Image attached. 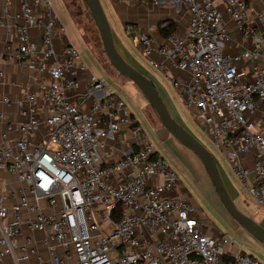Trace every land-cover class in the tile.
<instances>
[{
  "label": "built area",
  "instance_id": "2783aa9c",
  "mask_svg": "<svg viewBox=\"0 0 264 264\" xmlns=\"http://www.w3.org/2000/svg\"><path fill=\"white\" fill-rule=\"evenodd\" d=\"M163 2L186 11L182 32L176 28L162 42L140 26L126 24L123 33L139 48L145 66L184 97L210 140L211 154L224 157L238 185L264 207V11L254 13L248 23L247 0ZM219 2L248 42L238 55L220 48L227 31ZM17 4L15 11L0 14V27L13 22L17 44L15 50L5 47L3 56L22 66L36 55L54 64L37 66L50 81L16 100V138L9 139L11 125L0 130V171L20 183L11 205L0 192V264L5 257L21 264L34 254L31 238L18 241L22 226L43 236L49 264H264L234 252L240 245L231 236L206 234L195 208L170 196L178 173L152 143L141 141V127L112 84L90 76L85 88L88 109L72 102L84 69L78 50L71 45L56 50L54 38L63 27L49 0ZM41 5L43 14L38 13ZM32 29L38 30V40ZM238 63H248L250 69L239 68L238 73ZM2 78L0 71V84ZM41 125L45 131L35 139ZM122 126L131 129L133 147L115 161L97 163L103 140L113 138Z\"/></svg>",
  "mask_w": 264,
  "mask_h": 264
},
{
  "label": "crops",
  "instance_id": "0c3cea01",
  "mask_svg": "<svg viewBox=\"0 0 264 264\" xmlns=\"http://www.w3.org/2000/svg\"><path fill=\"white\" fill-rule=\"evenodd\" d=\"M49 2L51 3L53 14L57 17L58 21L63 27L62 31L59 30L58 32H56L54 38V45L56 50H60L64 45H71L75 47L79 52V46L82 43L86 48H88L83 40L81 33L78 30V26L76 25L75 20L69 15L68 2L66 3L63 0H49ZM140 2L134 4L108 2L107 8L111 13L112 19V22H108L112 30L113 42L120 56L131 66H134L135 68L138 67L139 69H141L142 71L139 72H142V74L153 83L155 89L158 90L157 92L159 93V95L161 94L163 98L165 97L168 102L165 92L162 90L161 85H159L160 81L155 76V72L157 71L147 68L144 62H141L143 59L140 55L139 48L133 45L131 41L124 35L126 39L130 41L132 49L127 47L124 40L120 37L117 29L120 28V30H123V27L126 24L140 26L145 31L155 36L157 42H162V38L158 33V29L156 30L155 26L160 20L164 18L160 16L161 11H164L168 14L167 18H176L180 15L179 13L181 12H175V9L172 7L179 8L180 5H167L163 2V0H160V3H153L152 0H141ZM247 3L249 6V23V20L254 15V13L264 11V0H247ZM17 5V0H0V14L3 13L5 10H7L8 12L15 11L18 7ZM218 8L223 17L224 28L227 31V38L220 43V48L227 55H238L242 48L248 45V42L244 38H242L241 35H239V29L236 28L235 25L228 19L224 11V6L221 2L218 3ZM43 11L44 6L41 5L39 7L38 13L43 14ZM183 13L185 18L184 22L186 24L187 13L185 10L183 11ZM135 18H137L138 22ZM7 25L8 28L0 27V71L3 73L2 82L0 84V114L3 115V120L0 121V130H5L8 125H11L14 128V131L9 135V139L13 140L17 136L16 126L19 124L18 108L15 104L16 100L18 99V97L21 96L24 91H37L38 87L41 84H46L50 81L46 73L39 72L37 70V66L43 64L45 67H48L54 64V60L48 59L43 62L40 58V55H36L31 58L30 63L28 62L27 65L22 66L10 57L5 58L3 56L5 47H10L12 50H15L17 47L13 22L9 21ZM184 27L177 28L182 32ZM256 31L259 33V30ZM30 33L35 40H38L37 29H32ZM135 52L139 58H136L134 54ZM79 62L81 63V65H83L84 69L78 74L80 85L76 91V94L72 98V102L76 106H78L80 110H86L88 109L90 103V99L85 96V88L88 78L90 76H95L96 78H102L106 81L108 80L106 79L103 70L99 66V68L96 67L97 69L88 68L85 65L81 56L79 58ZM239 68L244 71H248L250 69V64L238 63V73ZM158 74L163 77L160 73ZM115 91L121 94L119 88L115 89ZM174 91L185 103L184 97L179 95L176 90ZM123 94L125 95V93ZM132 94H134L135 96L131 98H128L127 96V98H125V100L127 99V102L125 101V103L129 110V113L131 114V117H133L137 125H139L142 129L141 141L152 143L155 146V149L156 145L161 144L162 142H170L177 149H181L178 148L180 147V144H177L176 140L161 126V124H152L146 119L142 110L145 108L144 105H146V102L143 98H137L138 96H136L133 91ZM3 98H7L9 100V103H3ZM44 131L45 126L41 125L38 133L34 135V138L38 139L40 135L44 133ZM134 139L135 137L132 134L131 129L128 126H122L113 138H107L103 140L101 146L97 151V163L107 164L117 160L122 156L123 152L126 149H128L129 147H133ZM191 161L193 166L195 167L194 170L199 173L201 178L205 179V181H208L207 185L209 191H211L210 193L214 196L215 192L213 191V187L211 186L209 179H207V175L204 168L201 166V164H199V162H197V160H195V158L191 159ZM173 169L178 173L179 179L175 188L170 193V196L180 198L190 204L194 203L193 196L189 193L184 183L183 171L181 169ZM19 188L20 183L16 180L13 175H11L6 170L0 171V192L5 197V202L7 205H11L14 202V192L17 191ZM234 195L236 196L233 200L236 201L237 194L234 193ZM41 207L44 211H47L45 201L41 202ZM196 211L197 216L200 217L198 214V208L196 209ZM22 215L27 216L28 214L22 211ZM201 221L204 224V221ZM203 227L204 232L208 235L219 236L220 234H224L216 230L212 225H205ZM42 237L43 236L40 233L30 231L26 226H22L18 241L19 243H22L27 238H31L34 241V254L29 257L28 261L21 262V264H41L39 263V260H41L42 264H49L48 253L41 243ZM55 250L59 256H62V251L60 248H55ZM226 262V260L223 261V264H226ZM2 264H11V258L5 257L3 259Z\"/></svg>",
  "mask_w": 264,
  "mask_h": 264
},
{
  "label": "rangeland",
  "instance_id": "374dc122",
  "mask_svg": "<svg viewBox=\"0 0 264 264\" xmlns=\"http://www.w3.org/2000/svg\"><path fill=\"white\" fill-rule=\"evenodd\" d=\"M63 1L66 3L68 2L69 4V0ZM99 1L102 5V8L106 14L108 21L112 22L111 13L107 8V0ZM158 3H160V0L158 1ZM76 5L79 8V15H77L74 20L76 22V25L78 26V30L81 33L86 46L90 49L89 50L88 48H86L83 43L79 46V53L85 65L88 68L93 69H97L100 67L103 70V73L108 82L112 84L113 89L115 90L119 88L121 94L125 93V95L123 94L125 98H127V96L128 98L135 96L134 94H132V91L136 94V96H138L137 98H143L146 102V105H144L145 108L142 110L146 119L152 124L160 125L157 116L155 115L152 108L149 106L146 99L142 96L139 89L127 78L119 76L109 64L102 50L101 41L98 32L94 26L92 17L84 2L82 0H76ZM172 8L175 9V12H181L179 13L180 15H177L178 17L176 18L174 17L175 19H170L167 18L168 14L166 12L161 11L160 16H162V18L164 17L165 19L163 18L155 25L156 30L158 29V26L164 21L173 22L176 27L179 28L184 27V8L182 6H180L179 8ZM135 19L137 20V18ZM117 31L120 37L124 40L126 46L132 49V45L130 41L124 36L123 30H120L119 28L117 29ZM134 54L136 58H139L136 52ZM141 62L144 61L142 60ZM132 67L134 69H137L138 71H142L138 67ZM155 76L157 77V79H159L160 83H158L159 85H161V88L165 92L166 98L168 99L169 104L165 97L163 98V96L160 94V97L163 100L171 117L185 130H187L192 136H194L207 149H211L210 140L204 133L203 126L199 122H197L196 119L191 115V112L187 109L186 104L175 93L174 88H172L171 84L168 81H165V79L161 77L157 72H155ZM176 142L177 144H180L177 140ZM179 146L180 147L178 148L181 149H177L170 142H162L161 144L156 145V150L169 162L172 168H175L176 170L181 169L183 171L184 183L186 185L187 190L193 196L194 199V203H191V205L195 208V210L198 208V214L200 216L199 218L204 221L203 226L212 225L216 230L231 236L232 239H234L240 245L238 249L233 248L234 252H242L247 255H252L264 263V244L259 243L258 241L253 239V237H251L230 217V215L226 212V210L220 203L214 189L213 191L215 192V195L213 196L210 193L211 191H209L207 185L208 181H205V179L201 178L199 173L194 170L195 167L193 166L191 159L195 158V160H197V162L201 164L199 159L190 150L184 148L181 144ZM51 148L54 147L51 146ZM213 155L217 167L219 169L221 178L224 182V186L228 191L229 195L232 199H234V197L236 196L234 195V193L237 194L236 201L232 200L233 202H235V207L239 210L240 213L253 219L259 226L264 229V207L258 206L255 201L249 195H247L245 191L238 185V183L232 176L229 164L227 163L226 159L216 152H214Z\"/></svg>",
  "mask_w": 264,
  "mask_h": 264
},
{
  "label": "water",
  "instance_id": "95a60500",
  "mask_svg": "<svg viewBox=\"0 0 264 264\" xmlns=\"http://www.w3.org/2000/svg\"><path fill=\"white\" fill-rule=\"evenodd\" d=\"M82 1L92 17L101 41L102 50L109 64L119 76L127 78L139 89L157 116L161 126L199 159L220 203L230 217L253 239L264 244V229L253 219L240 213L235 207L223 184L211 152L171 117L153 83L120 56L114 45L112 30L100 1Z\"/></svg>",
  "mask_w": 264,
  "mask_h": 264
},
{
  "label": "trees",
  "instance_id": "16d2710c",
  "mask_svg": "<svg viewBox=\"0 0 264 264\" xmlns=\"http://www.w3.org/2000/svg\"><path fill=\"white\" fill-rule=\"evenodd\" d=\"M69 15L70 17H72L73 19L77 17V15H79L78 13V6L76 5V0H69ZM167 23L166 27L164 28H159L158 26V33L159 35L161 36V38H165L166 36H168L170 34V32H173L174 30H176V25L173 23V22H170V21H164ZM139 72V71H138ZM140 73V72H139ZM142 74V73H141ZM143 75V74H142ZM218 168V167H217ZM219 171V169H218ZM220 174V172H219ZM221 177V175H220ZM222 179V178H221ZM223 181V180H222ZM224 184V182H223ZM228 192V191H227ZM229 194V193H228ZM230 196V195H229ZM231 198V196H230ZM232 199V198H231ZM233 200V199H232Z\"/></svg>",
  "mask_w": 264,
  "mask_h": 264
}]
</instances>
